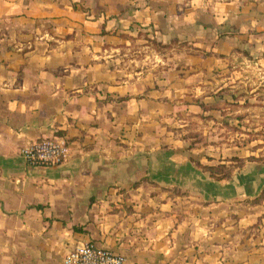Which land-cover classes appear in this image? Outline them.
I'll use <instances>...</instances> for the list:
<instances>
[{"label": "crops", "instance_id": "1", "mask_svg": "<svg viewBox=\"0 0 264 264\" xmlns=\"http://www.w3.org/2000/svg\"><path fill=\"white\" fill-rule=\"evenodd\" d=\"M262 12L253 0H0V264H63L80 242L125 264H264V228L198 226L200 207L264 188V164L221 160L213 127L229 119L241 53L264 54ZM133 43L147 51L127 53ZM53 137L68 143L62 163L25 162L24 147ZM219 163L229 176L205 169Z\"/></svg>", "mask_w": 264, "mask_h": 264}, {"label": "rangeland", "instance_id": "2", "mask_svg": "<svg viewBox=\"0 0 264 264\" xmlns=\"http://www.w3.org/2000/svg\"><path fill=\"white\" fill-rule=\"evenodd\" d=\"M253 1L260 4L264 13V0ZM144 46L141 43H133L128 47L130 49L125 51L140 55L147 51ZM240 57L243 59L238 58V65L234 69L237 70L236 74L229 80L232 86L225 88V94L235 100L230 102L229 109L226 108L222 112L226 113L224 117L229 119H219L213 125L214 132L218 134L216 140L222 149L220 159L230 158L236 162V167L245 163L264 164V54L256 57L242 52ZM232 164L214 165V172L229 176ZM200 208L199 212L203 217L198 221V226L207 230L231 227L240 231V237H243L247 231L249 235L252 232L257 235L264 228V191L253 199L242 198Z\"/></svg>", "mask_w": 264, "mask_h": 264}, {"label": "built area", "instance_id": "3", "mask_svg": "<svg viewBox=\"0 0 264 264\" xmlns=\"http://www.w3.org/2000/svg\"><path fill=\"white\" fill-rule=\"evenodd\" d=\"M69 148L64 138L36 141L22 149L25 162L34 166H56L68 156ZM123 254L92 242H80L63 256V264H125Z\"/></svg>", "mask_w": 264, "mask_h": 264}, {"label": "trees", "instance_id": "4", "mask_svg": "<svg viewBox=\"0 0 264 264\" xmlns=\"http://www.w3.org/2000/svg\"><path fill=\"white\" fill-rule=\"evenodd\" d=\"M205 169L207 171H209V173L214 176V177H217V173L214 172V167L213 166H205ZM221 177H227L226 175H222ZM264 191V188L262 189V192Z\"/></svg>", "mask_w": 264, "mask_h": 264}]
</instances>
